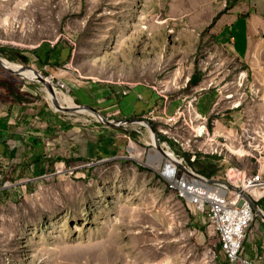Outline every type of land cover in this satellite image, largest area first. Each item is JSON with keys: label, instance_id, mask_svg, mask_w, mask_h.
<instances>
[{"label": "rangeland", "instance_id": "1", "mask_svg": "<svg viewBox=\"0 0 264 264\" xmlns=\"http://www.w3.org/2000/svg\"><path fill=\"white\" fill-rule=\"evenodd\" d=\"M231 5L232 0H0V48L22 57L39 45L40 51L54 50L51 45L71 49L65 65L53 60L46 68L34 57L29 64L11 62L31 66L53 86L65 82L72 92L89 84L107 85L116 97L142 86L158 92L165 100L163 106L142 118L154 125L160 138L162 127L177 137L178 124H167L178 108L193 95L223 85V78L231 82L229 91L238 92L235 100H256L257 91H263L254 73L240 75L246 67L235 59L230 46L218 45L234 37L238 48L240 40H247L245 19L224 30L225 40L218 36L223 26L218 21ZM262 36L264 26L255 38L260 42ZM233 67L241 72L231 75ZM8 76L24 89V97L18 92L19 98L27 103L43 101L57 110L44 83L10 72ZM193 76L201 81L186 87ZM179 99L180 107L168 117L165 107ZM254 102L241 109L247 122L259 113ZM64 116L75 125L105 130L108 141L117 135L119 153L102 160L89 156L82 162L54 164L39 177L6 174L0 183V264H170V257L173 264H191L199 254L202 260L206 247L219 246L218 237L213 238L199 253L189 233L180 237L166 230L165 224H177L173 220L179 222L189 209L168 187L167 157L161 140V149L154 145L149 127H121L130 133L125 134L114 127L102 128L87 113ZM222 161L216 163L217 175L225 178L229 166Z\"/></svg>", "mask_w": 264, "mask_h": 264}, {"label": "crops", "instance_id": "2", "mask_svg": "<svg viewBox=\"0 0 264 264\" xmlns=\"http://www.w3.org/2000/svg\"><path fill=\"white\" fill-rule=\"evenodd\" d=\"M232 3L234 5H231L228 13H225L223 18L222 16L220 19L218 18V22L223 25L218 36L225 40L224 30L231 26L241 25V20L245 19L248 23L247 40H240L238 48V42L234 41V37L231 40L222 41L218 45L221 47L230 46L231 52L236 57L234 58L246 67V69H242V72L237 71L235 67L231 68L229 71L231 75H238L240 72V75L242 73L245 75L254 73L259 78L261 85L264 86L262 80L264 78V36L260 42L255 38L261 34V29L264 26V0H232ZM242 29L240 27V34H242ZM41 47L39 45L38 48L34 49L36 51L32 50V53H25L27 56L24 57L28 61H25L24 58H17L13 62L23 61L29 64L31 57H34L43 64V61H46L48 50L40 51ZM51 47L54 46L51 45ZM59 50L64 51V53L66 51L61 46H59ZM55 54L56 52L51 55L47 64L44 63L46 68L50 67L49 64L51 65L53 60L55 63L59 62L55 58ZM8 73L9 71L0 65V183L5 180V175L8 173L15 172L17 178H22L25 174L39 177L46 174L54 164H72L82 162L84 158H89V156L99 158L100 155L108 157V155L119 153V151H115L119 146L114 141L117 135L110 137L113 140L108 141L109 136L105 137V130H94L75 125L64 116L67 113L57 111L54 107L50 108L43 101L25 102L21 97H24V89H18L16 83L10 80ZM225 79L223 78V85L218 87L216 85L212 89L204 91L199 96L196 106L201 115L207 116L213 121L212 131L215 136L220 138L224 135L228 140L234 142L236 134L239 132L238 129L247 123L244 117L245 112L241 110L247 105V102L262 100L259 103L258 101L254 102L255 106L259 107V113H256L255 118L251 120L258 122L264 117V88L263 91L262 89L257 91L262 98L258 97L253 100L250 97L251 100L239 101L234 99L228 101L226 96L231 93L236 95L238 92L229 91L231 82H224ZM9 87L13 89L14 95L8 93ZM18 92L21 95L20 100H18ZM70 94L76 102L84 101L82 105L90 104L105 116L114 119L145 116L154 112L155 109L161 108L165 102L163 96L158 92L143 86L130 90L125 96L119 92V97H116L109 86L93 84L80 86L73 92L70 90ZM180 101L179 99L172 102L168 108L165 107V114L168 117L172 116L176 108L180 107ZM234 104L240 105V107L235 108V106L233 107ZM95 128L99 129V126ZM104 129L110 130L111 128L106 127ZM224 138L220 139L224 140ZM222 160L223 163L227 162L223 158ZM233 162H227L228 166L241 164L240 161ZM216 177L221 178L218 175ZM177 199L188 206L189 213L182 215L179 222L173 220L177 224H165V228L168 232L181 234L180 237H187L189 233L193 236L194 243L200 253L202 248L211 244V239L217 238L209 228L208 215L201 212L196 206ZM256 203L262 214L257 213L256 220L248 232L243 255L251 261L250 264H264V199ZM177 239L176 236L173 238V240ZM218 247L221 248L220 243ZM196 258L198 260L195 261L198 263L193 261L191 264H202L200 254ZM168 262L173 264V257H170ZM217 264H228L225 254L221 251Z\"/></svg>", "mask_w": 264, "mask_h": 264}, {"label": "built area", "instance_id": "3", "mask_svg": "<svg viewBox=\"0 0 264 264\" xmlns=\"http://www.w3.org/2000/svg\"><path fill=\"white\" fill-rule=\"evenodd\" d=\"M190 80L191 78L187 79L186 87ZM54 86L59 93H70L69 85L65 82H58ZM128 92L125 90L122 94L125 96ZM242 94L246 95L245 92ZM200 95H193L185 107L178 108L175 117L167 124H178L177 137L169 136L170 130L166 127L160 129L161 135L167 138V141L161 143L163 155L172 152L178 158L173 164L174 177L167 178L168 187L180 200L207 214L209 228L213 235L218 237L221 248L214 245L206 247L202 252V264H217L220 251L225 254L228 264H250L251 261L243 255V249L248 232L257 217L248 197L255 202L264 199V117L258 122L250 120L239 129L233 145L236 149L233 152L228 144L220 139L224 138V135L220 138L215 136L211 118L198 112L196 104ZM234 97L235 94L231 93L226 99ZM234 106L240 107L236 104ZM153 114L154 112L151 113ZM181 129L183 133L180 132ZM170 141L184 154L177 155L175 150H172ZM199 152L222 157L227 162L238 158V161L244 163V167L229 166L225 171V178L213 177L210 180L197 172L185 159L189 154L194 161ZM164 160L166 170L168 158ZM245 161L251 162L250 165H246Z\"/></svg>", "mask_w": 264, "mask_h": 264}, {"label": "water", "instance_id": "4", "mask_svg": "<svg viewBox=\"0 0 264 264\" xmlns=\"http://www.w3.org/2000/svg\"><path fill=\"white\" fill-rule=\"evenodd\" d=\"M5 61H7V62L5 63ZM10 64H15V63H12L7 58L5 59V57H3L0 54V65H2L4 68H6V66L10 65ZM15 65H18V64H15ZM18 66H19L18 70L11 69V66H9L7 68V70L8 71L10 70V72L12 74L17 75V76H20V71L21 70L34 71L36 75L40 76L43 79L44 85L47 86V89L50 92L53 93V96H54V98L56 100L55 101V105H56L57 111H60V112H63V113H69V114L87 113V114L95 117L97 119L98 123H101V124H103L106 127H118V128H121V127H128L130 125H144V126L147 125V127L150 128V130H151V132H152V134L154 136V141H155L154 145L157 148L161 149V144H160L161 138H160L159 134L156 132V130L154 128V125L148 119H143V118L114 119V118L105 116L98 109H96L95 107L90 106V105H77V108H70L68 106H65V105H63L60 102L59 97L52 90L51 81H50L49 78H46L40 72H38L37 70H35L34 68H32L30 66H23V65H18ZM220 182L221 183H225V182H222V181H220ZM225 184L229 186V184H227V183H225ZM229 187H231L233 190L238 191L235 187H232V186H229ZM248 198L251 201L254 210L257 213L262 214L261 209L258 207L257 203L254 200H252L250 197H248Z\"/></svg>", "mask_w": 264, "mask_h": 264}, {"label": "trees", "instance_id": "5", "mask_svg": "<svg viewBox=\"0 0 264 264\" xmlns=\"http://www.w3.org/2000/svg\"><path fill=\"white\" fill-rule=\"evenodd\" d=\"M224 13L225 12H222L221 14H219L216 19H218L220 17V15H222ZM55 52H56L55 58L58 59V61H59L58 63H60L61 65H65V63L68 60H71V57H72V50L71 49H69L68 51H65V53H64V51H60L59 50V46H56V47L54 46V50L50 49V50L47 51L46 61L45 62L43 61V64L44 63L47 64L49 59L51 58V55L54 54ZM0 54L3 55L4 57H6L10 61H14V59H17V58H19V59H23L24 58L25 61H28L25 57L18 56L19 55L18 52H15V51H12V50H9V49H6V48H0ZM200 81H201V79L197 78L196 76H193L191 78V80H190L192 86L198 85ZM13 92H14L13 89L11 87H9L8 93L10 95H14ZM20 99L21 98L18 97V100H20ZM78 103L80 105H82V103H84V101L83 102L79 101ZM86 105H90V104H86ZM148 113H151V112H148ZM142 117H143V115L134 116V118H142ZM99 125L102 126L101 124H99ZM102 127L106 128L104 125ZM114 129H118V130L124 131V132H126L125 134H130L128 131L124 130L123 128L114 127ZM114 141H116L117 143L120 142L117 139L114 140ZM164 141H167V138L165 136L161 135V142H164ZM170 144H171L172 148H174L175 144L173 146V141H170ZM175 150H177V148ZM186 157L188 159L189 164L194 169L195 168L197 169V170L195 169L197 172H199L200 174H203V175H205L207 177H210V178L211 177H216L217 174L220 171V169H218V166L216 165V163L219 164V162L222 161V157L211 156V155H207V156L199 155V156H197L196 160H194V161L192 160V156L191 155L188 154V155H186ZM104 158H106V157L105 156H101V155L99 156L100 160H102ZM201 159H204L205 162H202Z\"/></svg>", "mask_w": 264, "mask_h": 264}, {"label": "bare ground", "instance_id": "6", "mask_svg": "<svg viewBox=\"0 0 264 264\" xmlns=\"http://www.w3.org/2000/svg\"><path fill=\"white\" fill-rule=\"evenodd\" d=\"M7 61H5V63H6ZM9 66H11V69H13V70H18L19 69V66L18 65H15V64H10V65H7L6 66V69L9 67ZM9 72H10V70H9ZM11 73V72H10ZM20 77H22V78H25V79H27V80H34V81H37V82H41V83H44V81H43V79L40 77V76H38V75H36L35 74V72L34 71H26V70H21L20 71ZM51 86H52V90L55 92V93H57V96L59 97V100H60V102L63 104V105H65V106H68V107H70V108H77V105L75 104V101H74V99L71 97V96H69V95H66V94H58L59 92H56L57 90L54 88V86H53V84L51 83ZM48 90V89H47ZM48 92L50 93V101L52 100V103H54V106L56 107V105H55V98H54V96H53V93L52 92H50L49 90H48ZM81 114H83V113H81ZM142 126H144V125H142ZM144 127H147V125H145ZM239 133V132H238ZM238 133L236 134V136L238 135ZM151 136H152V139H153V143L155 142L154 141V136H153V134L151 133ZM223 142H226L227 144H228V146H229V149L231 148V147H233L232 145H234L235 143L234 142H232L231 140H228L226 137L224 138V140H223ZM232 142V143H231ZM234 143V144H233ZM155 144V143H154ZM131 148L133 149V148H135V146L132 144V146H131ZM232 149V148H231ZM233 150V149H232ZM234 152H235V150H233ZM167 158H168V162H167V169L166 170H164V172H165V175L169 178V179H172L173 177H174V165L173 164H175V162L178 160L176 157H175V155L172 153V152H168V153H166V154H164ZM163 155V156H164ZM160 164V163H159ZM160 165H158L157 167H159ZM210 180H212V178H209ZM220 181V180H219Z\"/></svg>", "mask_w": 264, "mask_h": 264}]
</instances>
